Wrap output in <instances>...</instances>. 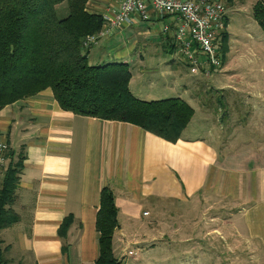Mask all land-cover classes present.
Returning <instances> with one entry per match:
<instances>
[{
    "label": "crops",
    "instance_id": "0c3cea01",
    "mask_svg": "<svg viewBox=\"0 0 264 264\" xmlns=\"http://www.w3.org/2000/svg\"><path fill=\"white\" fill-rule=\"evenodd\" d=\"M121 2L89 0L87 8L102 15L118 11ZM56 10L67 14L64 3ZM156 20L152 14L149 23L107 28L90 49V63L104 58L91 53L93 48L118 43L123 46L118 57L128 65L130 40L142 38L161 49L148 55L167 64L165 53L176 49L173 20ZM163 23L171 26L168 34L161 32ZM125 33L132 38L126 40ZM230 48L228 34L225 55ZM247 57V63L255 61L254 52ZM231 61L230 55L220 68L205 65L192 73L199 76L183 89L191 101L175 96L194 114L174 142L132 123L63 110L50 88L3 107L0 141L10 148L6 168L20 158L23 168L6 206L17 220L0 230L1 264H94L95 220L105 186L118 208L116 259L133 249L134 264H264V67L231 69ZM169 62L172 70L164 74L178 72L176 58ZM240 68L246 73L238 76ZM205 76L221 83L215 87L220 95L202 103L195 91L206 84ZM131 80L132 74L129 85ZM130 90L145 99L140 90ZM193 102L203 113L198 120ZM68 216L72 221L61 237L58 230Z\"/></svg>",
    "mask_w": 264,
    "mask_h": 264
},
{
    "label": "trees",
    "instance_id": "16d2710c",
    "mask_svg": "<svg viewBox=\"0 0 264 264\" xmlns=\"http://www.w3.org/2000/svg\"><path fill=\"white\" fill-rule=\"evenodd\" d=\"M89 0H0V110L17 100L50 88L63 110L75 114L132 123L168 141H177L194 109L180 97L145 100L130 88L131 71L123 62L91 64L88 35L102 29L103 17L90 12ZM64 3L67 14L56 5ZM252 15L264 32V0L253 5ZM227 21V20H226ZM228 33L221 40L227 49ZM23 158L9 164L0 185V230L17 217L6 206L13 202ZM118 208L112 190L100 191L95 227L99 232L94 264H116L112 238L118 226ZM72 217L61 223L64 237ZM3 251L0 242V264Z\"/></svg>",
    "mask_w": 264,
    "mask_h": 264
},
{
    "label": "rangeland",
    "instance_id": "374dc122",
    "mask_svg": "<svg viewBox=\"0 0 264 264\" xmlns=\"http://www.w3.org/2000/svg\"><path fill=\"white\" fill-rule=\"evenodd\" d=\"M227 5V17H228V34H229V44H230V52L228 54H224L221 52V61L223 63L224 59L228 60L229 56H232V61L229 62V66L231 69L234 67H246L252 63L258 67H264V32L255 21L252 15L253 5L257 0H223ZM164 18H170L173 20V17L166 16ZM164 18H158L156 22H161ZM144 21L143 23H145ZM146 23H149L148 21ZM153 23V22H152ZM163 24L160 25L161 32L163 29ZM126 40H128L131 36H128L126 33L124 35ZM132 38V37H131ZM101 42V41H100ZM133 45L132 49V59L130 60L129 69L132 74V80L130 83V88L133 92L139 93L141 91V97L148 98H167V97H175L181 95L185 99L192 100L190 96H188L187 92H184V86L188 83L187 81L192 77H198L197 75H193L190 72L189 66L186 62L183 61L180 53L177 49L174 50L173 54L165 53V59H167V64L163 58L159 55L149 56L148 53L151 50H159L157 45L150 46L149 42H146L144 39L135 38L130 40L129 42ZM118 43H114L111 46H107L105 48L95 47L93 48V54L103 56L100 60V64L106 62H121V58L118 57V52L123 49L118 48ZM161 51V49L159 50ZM195 51V50H193ZM251 52L255 53V61L247 63L246 59L247 55H251ZM139 54L144 55V63H138ZM176 58V61L179 63L178 72L174 74H164V72H171L172 68L170 66V60ZM109 59V60H108ZM181 70V71H180ZM240 73L238 76L244 75L246 73V69L240 68ZM175 75V78H174ZM236 75V74H235ZM248 75L245 76L247 78ZM263 78V76H259V79ZM202 79L206 82L202 83L201 86L198 87L197 91H195L196 96L203 103L205 99H214L218 97L219 91L215 88L218 87L221 83L216 81L212 82V78L208 79V77H202ZM195 81V80H194ZM193 81V82H194ZM199 81L196 79V82ZM230 81H235V77L230 79ZM203 82V81H202ZM199 83V82H197ZM174 87H173V86ZM190 95V94H189ZM195 96V95H194ZM196 108V120L200 117L201 112L198 109V105L194 102L191 103ZM202 123V122H201ZM201 123L198 122V125Z\"/></svg>",
    "mask_w": 264,
    "mask_h": 264
},
{
    "label": "built area",
    "instance_id": "2783aa9c",
    "mask_svg": "<svg viewBox=\"0 0 264 264\" xmlns=\"http://www.w3.org/2000/svg\"><path fill=\"white\" fill-rule=\"evenodd\" d=\"M156 18L173 17L175 48L196 74L205 65L220 68L221 37L227 28V5L223 0H122L116 12L103 13L104 27L83 40L84 48H91L105 36L107 28L133 24L136 20L148 21ZM170 25H163L162 33L170 32ZM195 50V51H193ZM204 56L200 60L196 52ZM7 142L0 141V185L6 170L9 152ZM136 252L126 250L116 264H134Z\"/></svg>",
    "mask_w": 264,
    "mask_h": 264
}]
</instances>
